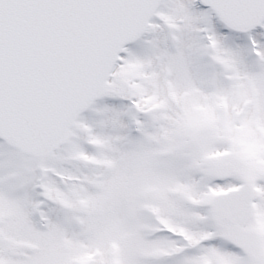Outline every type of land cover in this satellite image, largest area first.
<instances>
[{
	"label": "snow or ice",
	"instance_id": "1",
	"mask_svg": "<svg viewBox=\"0 0 264 264\" xmlns=\"http://www.w3.org/2000/svg\"><path fill=\"white\" fill-rule=\"evenodd\" d=\"M0 264H264V0H0Z\"/></svg>",
	"mask_w": 264,
	"mask_h": 264
}]
</instances>
